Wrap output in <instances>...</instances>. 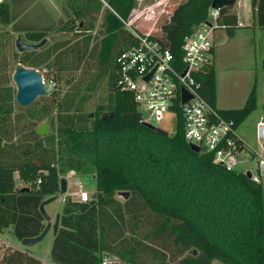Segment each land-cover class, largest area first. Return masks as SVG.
<instances>
[{"label":"trees","instance_id":"1","mask_svg":"<svg viewBox=\"0 0 264 264\" xmlns=\"http://www.w3.org/2000/svg\"><path fill=\"white\" fill-rule=\"evenodd\" d=\"M212 1L168 5L151 38L162 39L180 62L185 38L207 20ZM250 1L252 20L264 29V0ZM136 8L137 0H68L66 20L57 31L81 37L78 42L19 54L24 67L42 76L54 73L55 85L63 73L91 60L96 72L106 76L108 95L87 113L79 82H71L62 96L53 90L50 104L36 111L31 107L29 114L49 121L54 131L40 136L33 126L29 142L20 143L7 142L12 141L7 128L16 100L10 89L0 93V233L11 228L19 242L39 236L44 230L39 206L60 194V180L74 170L94 177L96 197L88 203L64 201L45 264H101L103 254L125 264H165L168 252L175 257L186 253L180 264H264V177L254 183L242 171L218 166L206 151H192L178 106L172 137L147 127L133 96L116 88V59L138 43L125 25ZM232 8L220 10L228 38L238 28ZM1 11L6 17L0 23L8 25L3 4ZM149 27L136 25L139 32ZM48 33L29 32L25 38L36 44ZM197 79L200 94L236 127L255 110V88L242 108L217 109L212 59ZM15 173L28 192L16 188ZM121 192L129 193L123 202L116 199ZM146 221L150 229L144 232Z\"/></svg>","mask_w":264,"mask_h":264},{"label":"built area","instance_id":"2","mask_svg":"<svg viewBox=\"0 0 264 264\" xmlns=\"http://www.w3.org/2000/svg\"><path fill=\"white\" fill-rule=\"evenodd\" d=\"M169 1L160 0L161 3ZM165 10L155 17L150 13L153 9L148 7L141 12L136 11L133 14L135 16L125 22L138 43L117 57L115 86L120 92H128L133 96L144 122L152 126V122H161L167 113L177 118L175 108L178 106L185 140L197 146L200 151L202 149L211 154L214 163L226 171H240L238 168L242 162L239 154L246 149L245 143L236 134L235 122L222 118L200 94L201 83L197 79L198 75L207 73L211 64L216 32L226 29L227 25L221 21V9L210 7L207 20L185 38L180 62L174 58L162 39L151 38ZM138 23H150V27L145 32H139L136 29ZM237 26L242 28L244 25L238 20ZM148 75H151L150 78L145 80ZM42 81L46 92H49L50 86ZM182 90L190 96L185 103H182ZM256 133L260 142L259 151L255 152L256 174L252 175L248 170L242 172L250 173L253 182L259 184L264 177V121L256 124ZM63 178L67 181L63 201L70 198L88 203L91 200V193L84 189L76 171L69 170ZM69 188L73 191H68ZM101 264L125 263L116 256L103 254Z\"/></svg>","mask_w":264,"mask_h":264},{"label":"rangeland","instance_id":"3","mask_svg":"<svg viewBox=\"0 0 264 264\" xmlns=\"http://www.w3.org/2000/svg\"><path fill=\"white\" fill-rule=\"evenodd\" d=\"M184 0H170L166 3H161L160 0H137L136 11L145 10L151 7L155 17L159 16L163 9H166L170 4L178 5ZM136 11L134 13H136ZM231 13L238 14V18L243 27H238L234 31V38H229L225 30H220L215 40V55L212 57L215 86H216V107L218 110H234L243 107L248 95L255 88L256 94V108L255 110L236 127V134L244 141L246 149L239 154V160L242 162L239 170H248L252 175L256 174L257 162L255 152L259 151L260 142L257 138L256 124L259 121H264V29L259 27L256 21L252 20L251 1L238 0V2L231 9ZM135 15H133L134 17ZM18 37L10 35L9 31L0 28V93L4 94L6 89H10V93L15 99L16 85L12 80L13 73L17 66L22 65L18 59L19 54L16 50L15 43ZM81 37L74 36L73 33L49 32L44 47L55 44L68 42L75 44ZM227 39V40H226ZM21 40L29 44L27 38L21 37ZM37 44V43H36ZM84 66L78 71H71L63 73L56 85L52 82L54 73H44L43 77L51 90L45 96L38 97L29 107H20L17 103L13 106V116L11 117L12 141H19L20 143L29 142V129L36 127L37 130L45 124L48 133L54 131V126L49 121H40L33 118L29 114V108L33 107L36 111L42 105H49L51 93L56 90L58 96H62L71 85V82H79L82 85V97L85 98L83 103V111L92 113L95 107L99 104H104L107 100L108 86L106 76H102L96 72V67L91 60L84 63ZM41 71V70H40ZM42 72V71H41ZM40 73V72H39ZM74 82V83H75ZM146 115V114H144ZM51 116H54L52 113ZM177 118L167 113L164 119L155 123L153 126L166 132L168 136L172 137L177 129ZM9 133V135H11ZM264 147V144H263ZM16 187L22 188L25 184L19 180L18 174H14ZM78 179L83 184L84 189L93 193L95 191V180L92 175H78ZM68 191H73L71 188ZM116 199L123 202L125 199L120 195H116ZM47 200V199H46ZM58 212L62 211L64 206L63 195L59 194L57 199L52 203ZM145 231L150 229V223L145 222ZM4 237L14 244L24 247L12 234L5 233L0 235V239ZM51 235H48L43 242H39L36 250L40 254L46 255L47 247L51 248ZM49 242V243H48ZM40 249H42L40 251ZM167 260L165 264H180L181 260L185 258L186 253L182 256H173L172 252L167 253ZM47 258V257H45ZM149 264V262H147ZM151 264V263H150ZM153 264H158L154 262ZM212 264H222L214 261Z\"/></svg>","mask_w":264,"mask_h":264},{"label":"crops","instance_id":"4","mask_svg":"<svg viewBox=\"0 0 264 264\" xmlns=\"http://www.w3.org/2000/svg\"><path fill=\"white\" fill-rule=\"evenodd\" d=\"M67 3L68 0H2L0 4H3V7L7 8L10 23L8 25L0 23V28L2 30L9 31L10 35L14 36L15 38L24 37L29 32L48 31V32H57L58 35H60L61 33H65V32H59L57 30L61 27L62 22L66 20ZM236 15L238 18L237 13ZM5 17H6L5 12L1 11L0 22H2V20ZM218 32H216L215 34L214 42L216 40ZM232 38H234V36ZM214 55H215V43L213 46L212 57H214ZM53 202L44 206L45 213L50 218V221L52 223H54L57 215L61 216V210L60 212H58L56 208L52 206ZM46 224L47 222L44 219L43 221L44 228ZM5 233L12 234V229L11 228L5 229L2 233H0V235H4ZM48 235H51L52 237V240L50 242L51 245L54 239V235L52 234L51 230L48 232L45 238ZM37 245L38 243L32 247L23 249L19 245L12 244L6 237H4V240L0 239V264L47 263L49 261V254L51 248L47 247L48 249L45 252L47 256H43V254L39 253V250H36ZM41 250L42 249H40V251Z\"/></svg>","mask_w":264,"mask_h":264},{"label":"water","instance_id":"5","mask_svg":"<svg viewBox=\"0 0 264 264\" xmlns=\"http://www.w3.org/2000/svg\"><path fill=\"white\" fill-rule=\"evenodd\" d=\"M238 0H213L211 3V7L214 9H223L226 7H233ZM47 40L43 39L41 42L37 44L24 43L20 37L16 39L15 47L18 53H24L26 51H34L38 50L42 46L46 44ZM151 75H148L145 80H148ZM12 80L14 84L16 85V96L15 100L18 106L20 107H29L38 97L45 96L47 94L45 86L42 81L41 74L32 68L24 67L23 65L17 66L15 69ZM182 96V103H185L188 101L190 96L184 91H181ZM47 122L43 124L38 130L37 133L40 136H43L48 133V130L46 128ZM145 125L155 131L161 132L165 134L163 131L159 130L158 128L149 125L145 123ZM190 149L196 153L200 152V149L197 146L190 145ZM247 177L250 178L251 174L247 173ZM28 188H22L20 192H28ZM67 191V181L65 178H62L60 180V194L64 195ZM119 195L124 198L125 200L128 199L129 193L128 192H121ZM96 197V193H93L91 198L94 199ZM57 197H52L44 202L41 203L39 206V211L43 218L46 220L47 224L44 228V230L41 232V234L35 238H26L21 241V245L24 247H32L35 244L41 242L45 236L48 234V232L51 230L52 234L55 236L58 229H59V223H60V216L57 215L55 218L54 223L50 221V218L47 216L44 210V206L53 202L56 200Z\"/></svg>","mask_w":264,"mask_h":264}]
</instances>
